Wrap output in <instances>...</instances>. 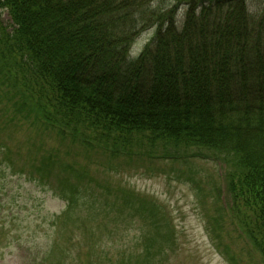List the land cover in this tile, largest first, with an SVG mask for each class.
I'll use <instances>...</instances> for the list:
<instances>
[{"label":"trees","instance_id":"1","mask_svg":"<svg viewBox=\"0 0 264 264\" xmlns=\"http://www.w3.org/2000/svg\"><path fill=\"white\" fill-rule=\"evenodd\" d=\"M258 2L0 0V165L66 202L51 223L54 241L32 264H70L65 253L74 244L62 253V231L97 220L98 198L114 194L69 160L75 137L85 142L82 127L91 129L90 144L115 131L143 132L153 143L206 149L200 157L223 164L224 189L187 179L200 198L208 191L221 203L217 240L230 223L264 264V0ZM4 10L10 28L1 22ZM145 30L153 36L132 57ZM26 127L36 134L20 140ZM51 129L62 140L69 133L67 149L46 142ZM126 191L115 196L120 220L124 227L141 222L142 234L123 261L161 264L176 252L177 228L154 198ZM83 192L92 212L78 205ZM5 234L1 222L0 243ZM88 257L86 264H104Z\"/></svg>","mask_w":264,"mask_h":264},{"label":"rangeland","instance_id":"2","mask_svg":"<svg viewBox=\"0 0 264 264\" xmlns=\"http://www.w3.org/2000/svg\"><path fill=\"white\" fill-rule=\"evenodd\" d=\"M250 1L252 7H257L258 0ZM1 22L9 28L12 25L6 10L2 11ZM153 33L154 30H147L138 36L132 50L135 55L141 52ZM82 128L79 133L84 143L75 137L77 142L70 144L69 133L62 140L57 129L45 131L44 138L53 148L67 149L70 144L69 160L85 166L97 181L114 190V194L106 199L98 198L97 204L101 208L97 213L101 215L96 216L97 220L86 219L79 224L80 229L67 225L66 233L62 231L60 242L65 248L62 253L74 244L73 249L65 253L70 256V264H86V255L104 264H127L125 259L123 261V253L135 251L137 239L142 234L141 222L124 227L120 220L115 196L123 193L127 197L126 190L129 189L154 198L164 212L170 214L177 228L176 252L161 264H262L228 221L229 231L219 234L222 243L217 240L213 220L221 203L208 191L205 199L200 198L188 180L193 175L201 185L207 186V190L214 186L224 189L223 164L200 157L206 149L183 143L178 148L173 143H153L150 141L152 134L143 132L125 135L115 131L109 138L90 144L91 129ZM35 134L26 127L19 139ZM39 139L42 138L39 136ZM92 186L98 191L102 188L96 186V182ZM83 194L78 205L92 212L90 197L88 193ZM54 195L37 181L10 175L0 165V223L3 222L6 232L0 243V264H32L38 252L54 241L58 229L51 223L62 214L66 205L63 199ZM225 197L222 194L223 200ZM99 224L103 227L99 228ZM225 245L229 246L230 256Z\"/></svg>","mask_w":264,"mask_h":264}]
</instances>
